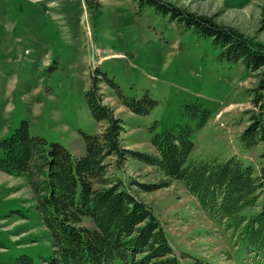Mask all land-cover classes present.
Returning a JSON list of instances; mask_svg holds the SVG:
<instances>
[{
	"label": "rangeland",
	"instance_id": "rangeland-1",
	"mask_svg": "<svg viewBox=\"0 0 264 264\" xmlns=\"http://www.w3.org/2000/svg\"><path fill=\"white\" fill-rule=\"evenodd\" d=\"M163 1L212 16L264 47V0ZM99 2L89 7L85 0H0V140L26 120L31 134L83 154V133H97L105 125L93 118L85 101L97 68L102 102L122 119L127 148L154 153L151 134L179 122L183 105L198 101L211 115L192 133L190 156L224 160L234 155L257 174L261 145L243 147L239 136L248 124L249 90L258 84L259 72L225 60L211 37L151 6ZM117 88L137 98L148 93L156 104L148 114H135ZM109 170L153 207L185 263L264 264V256H248L239 239L202 210L179 181L142 190L138 183H158L163 176L132 157ZM262 201L243 213L257 212ZM35 204L26 174L0 170V264H22L21 255L32 264H49L52 237Z\"/></svg>",
	"mask_w": 264,
	"mask_h": 264
},
{
	"label": "trees",
	"instance_id": "trees-1",
	"mask_svg": "<svg viewBox=\"0 0 264 264\" xmlns=\"http://www.w3.org/2000/svg\"><path fill=\"white\" fill-rule=\"evenodd\" d=\"M85 1L89 7L100 4L99 0ZM134 2L139 7L151 6L211 37L221 47L222 58L241 61L248 71L259 72L258 84L249 90L253 108L247 109L248 124L239 136L243 147L261 145L259 171L256 174L254 167L234 155L224 160L190 156L192 133L211 115L198 101L183 105L179 122L151 134L154 153L127 148L122 143V119L102 102L98 87L102 79L96 68L85 101L93 118L105 125L97 133H83V154L74 155L58 142L48 143L31 134L26 120L0 140V170L28 176L36 210L52 237V253L45 262L188 264L183 261L185 256L174 250L153 207L127 188L120 177L110 174L112 163L120 167L129 157L155 167L163 176L158 183H138L142 190L153 191L179 181L202 210L239 239L248 256H264V47L212 16L189 12L163 0ZM116 91L135 114H148L156 104L148 93L137 98L124 95L118 88ZM260 197L263 201L257 212L243 213ZM17 261L32 264L27 255ZM191 264L210 263L193 259Z\"/></svg>",
	"mask_w": 264,
	"mask_h": 264
}]
</instances>
